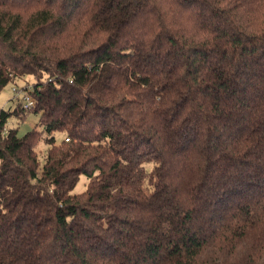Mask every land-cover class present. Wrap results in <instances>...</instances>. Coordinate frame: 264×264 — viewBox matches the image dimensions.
Listing matches in <instances>:
<instances>
[{"label": "trees", "instance_id": "1", "mask_svg": "<svg viewBox=\"0 0 264 264\" xmlns=\"http://www.w3.org/2000/svg\"><path fill=\"white\" fill-rule=\"evenodd\" d=\"M27 75L0 264H264V0H0V92Z\"/></svg>", "mask_w": 264, "mask_h": 264}, {"label": "rangeland", "instance_id": "2", "mask_svg": "<svg viewBox=\"0 0 264 264\" xmlns=\"http://www.w3.org/2000/svg\"><path fill=\"white\" fill-rule=\"evenodd\" d=\"M33 81V77L31 75H27L22 78H17L14 82L7 84L0 92V108L4 110L12 111L15 109L21 100L23 94L29 88L31 82ZM114 103L119 105L118 107L122 110H126L129 107L130 99L128 97H117L114 99ZM38 115L29 113L26 115V118L23 121L18 120L16 117H11L6 127L11 129H17L18 135L22 136L27 133L37 124ZM60 136H56V140L58 141ZM39 151V161L42 163L43 155L46 150V146L43 142L39 143L37 147ZM87 178L85 176H81L78 183L76 184L73 193H81L85 190V185L87 182Z\"/></svg>", "mask_w": 264, "mask_h": 264}, {"label": "built area", "instance_id": "3", "mask_svg": "<svg viewBox=\"0 0 264 264\" xmlns=\"http://www.w3.org/2000/svg\"><path fill=\"white\" fill-rule=\"evenodd\" d=\"M19 103H20L21 108L24 110H27V109L31 108L32 106H34V100H33L32 96L27 91L24 92Z\"/></svg>", "mask_w": 264, "mask_h": 264}]
</instances>
